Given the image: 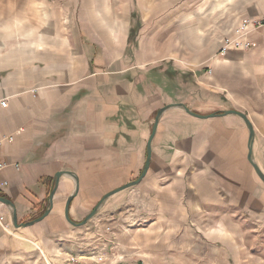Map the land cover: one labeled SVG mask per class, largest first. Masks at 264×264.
<instances>
[{
    "label": "crops",
    "instance_id": "1",
    "mask_svg": "<svg viewBox=\"0 0 264 264\" xmlns=\"http://www.w3.org/2000/svg\"><path fill=\"white\" fill-rule=\"evenodd\" d=\"M195 1L187 19L163 12L142 21L138 46L130 51L128 20L118 46L110 45L109 55L99 58L100 53L92 62L80 42L71 64L55 54L58 48L60 54L69 53L65 45L34 47L28 61L14 55L18 49L6 53L0 46V100H6L0 106V196L13 203L19 222L46 208L49 183L58 171H71L78 179L70 203L74 207L80 199L100 197L102 189L136 179L155 114L171 103L202 115L243 112L254 129L252 159L264 173V26L237 35L250 43L248 48L220 53L223 39L235 36L240 19L263 15L264 0ZM10 5L15 1L0 0L2 38ZM7 11L14 19V9ZM247 153L248 129L236 114L199 118L170 107L159 117L145 176L116 194L134 187L153 193L157 212L168 213L181 209L186 193L190 211L197 212L218 204L215 191L220 189L221 213H247L261 220L264 183ZM74 185L71 177L61 175L49 214L18 229L40 236L63 230L59 216H64V200ZM169 198L176 208L164 209ZM15 230L9 208L0 203V264L21 242L36 247L18 239Z\"/></svg>",
    "mask_w": 264,
    "mask_h": 264
},
{
    "label": "rangeland",
    "instance_id": "2",
    "mask_svg": "<svg viewBox=\"0 0 264 264\" xmlns=\"http://www.w3.org/2000/svg\"><path fill=\"white\" fill-rule=\"evenodd\" d=\"M14 1V6L6 7L5 37H0L2 49L6 53L18 49L14 55L28 61L34 47L65 45L69 53L64 50V54H60L63 49L58 48L55 54L64 61L68 57L70 64L77 58L78 42L89 52V62L100 53L102 57L99 58H104L109 55L110 45L118 46L130 20L126 50H134L138 46L137 35L142 21L153 20L163 12L187 19V15L195 11L196 2ZM8 8L14 9V19L10 18ZM231 26L230 31H234L236 27L231 29ZM132 189L128 194L108 197L96 214L79 227L60 214L63 230L54 229L40 236L16 229L18 239L35 241L37 246L29 248L22 242L17 244V251H13L4 264H264V219L247 213H221L220 197L224 191H215L218 204L198 207L197 212L190 211L191 203L186 193L181 196V209L173 207V200L169 198L164 200V209H176L161 213L157 212L153 193L147 195L138 188ZM107 191L109 189H102L100 197L80 199L76 207L71 204L72 219L81 221Z\"/></svg>",
    "mask_w": 264,
    "mask_h": 264
},
{
    "label": "water",
    "instance_id": "3",
    "mask_svg": "<svg viewBox=\"0 0 264 264\" xmlns=\"http://www.w3.org/2000/svg\"><path fill=\"white\" fill-rule=\"evenodd\" d=\"M174 106L182 107L187 113H189L193 116L199 117V118L220 116V115H224L227 113H232V114H236L237 116H239L243 120V122L245 123V125L248 129L247 159H248L249 163L252 165V167H253L256 175L258 176V178L264 183V173L261 171V169L258 167V165L252 159V142H253V138H254V129H253V126H252L250 120L247 118V116L243 112L235 110V109H228V110H224V111L219 112V113H210V114L202 115V114H198V113H195L193 111H190L182 103H171V104H167V105L161 107L160 109H158L156 114H155V117H154L153 123H152L151 132H150V135H149L147 143H146V160H145V163L143 165V168H142L140 174L138 175V177L136 179L128 181V182L124 183L123 185H120V186H118L114 189H111V190L107 191L106 193H104L103 196L97 202V204L93 207V209L81 221H74L70 215V203H71L72 199L78 193V188H79L78 179H77L76 175L71 171H58L54 175L53 187L51 188V190L48 194L47 206L44 209V211L42 212V214L39 215L38 217L34 218V219H31V220L26 221V222H19L17 219L16 209H15L13 203L9 199H6V198L0 196V203L6 205V207H8L10 210V219H11V223H12L13 227L18 229V228H22V227L31 226L34 223L41 221L44 217H46L49 214V212L52 209L53 196H54L55 190L58 186L59 178L63 174L71 177L75 183L73 192L68 195V197L66 198L65 203H64V217H65V219L70 224H72L76 227L84 225L86 222H88V220H90L96 214L99 206L102 204V202L104 200H106L108 197H110V196H112V195H114V194H116V193H118L124 189H127L129 187H132V186L138 184L142 180V178L145 176V174L148 170V167H149V162H150L151 141H152V138H153L154 133L156 131V127L158 124L159 117L161 116V114L164 110H166L167 108H170V107H174Z\"/></svg>",
    "mask_w": 264,
    "mask_h": 264
},
{
    "label": "built area",
    "instance_id": "4",
    "mask_svg": "<svg viewBox=\"0 0 264 264\" xmlns=\"http://www.w3.org/2000/svg\"><path fill=\"white\" fill-rule=\"evenodd\" d=\"M262 26H264V13L261 17H244L240 19L239 25L234 31L235 36L225 37L223 39V45L221 47L220 53L223 54L230 48H248L250 46V43L246 40H240L237 35L241 37L247 28L258 29ZM0 106H6L5 99L0 100ZM6 139L10 141L12 137H7Z\"/></svg>",
    "mask_w": 264,
    "mask_h": 264
},
{
    "label": "trees",
    "instance_id": "5",
    "mask_svg": "<svg viewBox=\"0 0 264 264\" xmlns=\"http://www.w3.org/2000/svg\"><path fill=\"white\" fill-rule=\"evenodd\" d=\"M53 187V182L52 181H50V183H49V188H48V193L50 192V190H51V188ZM44 211V210H43ZM42 211V212H43ZM42 212H41V214H42ZM40 214V215H41Z\"/></svg>",
    "mask_w": 264,
    "mask_h": 264
},
{
    "label": "bare ground",
    "instance_id": "6",
    "mask_svg": "<svg viewBox=\"0 0 264 264\" xmlns=\"http://www.w3.org/2000/svg\"><path fill=\"white\" fill-rule=\"evenodd\" d=\"M18 237H19V235H18ZM22 238V237H21ZM24 239H26V238H24ZM34 244H35V241L33 242ZM36 246H37V244H36Z\"/></svg>",
    "mask_w": 264,
    "mask_h": 264
}]
</instances>
